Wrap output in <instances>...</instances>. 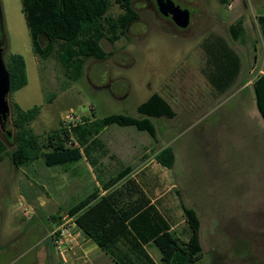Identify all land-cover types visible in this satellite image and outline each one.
Wrapping results in <instances>:
<instances>
[{
    "label": "rangeland",
    "instance_id": "1",
    "mask_svg": "<svg viewBox=\"0 0 264 264\" xmlns=\"http://www.w3.org/2000/svg\"><path fill=\"white\" fill-rule=\"evenodd\" d=\"M172 2L189 11L186 30L176 31L165 23L153 0H133L139 20L114 44L102 42L104 51L112 54L108 60L87 61L73 80L53 57L34 55L20 0H0L4 62L12 54L22 56L27 75V85L8 95L10 113L0 137L13 136L10 104L24 111L40 108L30 128L43 141L67 128L69 114L77 122L112 114L136 117L137 107L157 93L175 117L152 120L154 140L133 127L109 126L100 138L108 152L101 163L110 168L118 161L131 166L155 163V155L171 146L175 162L166 174L201 223V259L194 264H264V125L253 86L241 94L232 89L216 98L204 82L200 59L201 43L211 36L243 51L240 43L230 39L228 28L238 19L247 22L264 16V0H228L230 10L221 0ZM119 13L109 0L105 20ZM250 34L244 42L247 54L257 56L256 63L250 60L257 71L264 43L259 35ZM219 103L225 105L221 111L230 113L223 133L220 126L218 132L211 129L212 119L221 112L214 110ZM87 184L82 168L72 176L39 160L15 169L4 155L0 160V264H57L48 239L59 225L49 218L60 215L61 223L69 195L83 194Z\"/></svg>",
    "mask_w": 264,
    "mask_h": 264
},
{
    "label": "trees",
    "instance_id": "2",
    "mask_svg": "<svg viewBox=\"0 0 264 264\" xmlns=\"http://www.w3.org/2000/svg\"><path fill=\"white\" fill-rule=\"evenodd\" d=\"M221 1L228 3V0ZM113 2L120 13L115 19L105 20V14L109 10V0H20L21 13L34 55L43 59L53 57L73 80L80 75L87 61L108 60L112 54L104 51L102 42L114 44L125 37L128 28L139 20V12L134 7L133 0H113ZM241 20L238 19L230 25L228 33L232 41L243 44L245 35ZM256 23L264 43V16L256 17ZM201 48L207 57V63L210 64L214 50L225 49L227 45L221 38L211 36L201 43ZM5 66L10 79V93L27 85L25 61L22 56L16 54L8 56ZM202 72L212 83V75L208 72V68L202 69ZM253 94L256 109L264 125V72L255 78ZM10 105L13 136L9 139L6 133L3 138L0 137V160L4 155H8L15 169L39 160L45 167L66 169L69 165L79 162L82 157L90 158L97 152L105 154V145L98 136L109 126L133 127L155 138L152 119L175 117L164 98L153 93L137 107L136 117L112 114L101 119L82 118L74 126L61 127L60 131L49 134L41 141L30 128L40 108L34 106L24 111L16 104ZM154 159L160 166L171 170L175 159L173 148L164 147ZM93 163L96 164L94 161ZM126 173L122 172L113 182L124 177ZM85 203L81 204V208ZM111 206L107 199H102L96 205L97 209L106 208L105 213L108 217L102 221L99 219L94 223L86 222L89 213L75 220L76 225L103 251H106L105 245L110 239L126 230L127 221L141 207L136 203L113 211ZM180 207L188 226L189 238L186 242H181L168 232L158 235L154 243L161 255V264H194L201 259L198 215L194 209L186 207L182 202ZM78 211L71 210L66 216L72 218ZM49 220L59 225L61 216H50ZM48 240L52 244V239ZM47 253L48 257L51 256L48 248Z\"/></svg>",
    "mask_w": 264,
    "mask_h": 264
},
{
    "label": "crops",
    "instance_id": "3",
    "mask_svg": "<svg viewBox=\"0 0 264 264\" xmlns=\"http://www.w3.org/2000/svg\"><path fill=\"white\" fill-rule=\"evenodd\" d=\"M252 20L249 19L247 22L241 20L247 40L250 33L257 34L261 38L256 18ZM243 44H241L243 51H237L231 43H226L225 49L214 50L210 64L207 63L204 53L200 57L201 64L204 65L203 70L208 68L213 81L210 83L202 72L204 82L211 87L218 99L232 89L239 94L247 91L248 87L253 86L255 78L264 72V55L256 71V65H253L250 60L256 63L257 56L256 54L254 57L248 55L246 43ZM224 107L225 105L219 103L214 110L221 111ZM170 108L173 111L171 106ZM227 112H218L217 117L212 119L211 129L218 132L219 126L221 131L225 128L224 120L230 114ZM103 131L99 134V139ZM155 138L151 137L152 140ZM100 141L104 144L101 139ZM107 154L106 149L105 154L97 152L90 158L82 157L79 162L63 169L69 171L72 176H78V171L82 168L85 178H88V184L84 187L83 194L69 195L67 208L62 211L66 214L74 209L79 210L71 218L73 220L72 240L65 244L62 254L55 251L57 264H161V255L154 243L158 235L168 232L181 242H186L189 238L188 226L180 207V203L185 205V202L177 190V184L166 174L170 170L157 164L154 158L156 164L150 162L131 166L126 161H118L117 164L115 163L116 166L110 168L101 163V159ZM122 172L127 173L113 182ZM102 199L108 200L113 211L130 204L141 205L140 209L127 221L126 230L106 243V251H103L75 223V220L85 213L90 214L88 218L86 217V222L94 223L99 219L101 221L106 219L108 217L105 213L106 208H96ZM84 202L86 203L81 208ZM199 239L201 245L200 230Z\"/></svg>",
    "mask_w": 264,
    "mask_h": 264
},
{
    "label": "water",
    "instance_id": "4",
    "mask_svg": "<svg viewBox=\"0 0 264 264\" xmlns=\"http://www.w3.org/2000/svg\"><path fill=\"white\" fill-rule=\"evenodd\" d=\"M158 14L170 18L173 26L178 30H186L190 23V13L187 9L176 6L172 0H153ZM1 21V14H0ZM3 49L0 48V124L4 125L9 116L8 95L10 93V79L4 62Z\"/></svg>",
    "mask_w": 264,
    "mask_h": 264
},
{
    "label": "built area",
    "instance_id": "5",
    "mask_svg": "<svg viewBox=\"0 0 264 264\" xmlns=\"http://www.w3.org/2000/svg\"><path fill=\"white\" fill-rule=\"evenodd\" d=\"M232 8V4H227V9L230 10ZM67 128L69 126H74L76 123L80 121H76L75 118H73L72 114H69ZM26 214V212H24ZM73 226V220L69 217L62 218V222L59 224L58 227L55 228V230L51 234L52 239V245L55 249V251L59 254H62L64 252V246L66 243L70 242L73 238V234L71 232V228Z\"/></svg>",
    "mask_w": 264,
    "mask_h": 264
},
{
    "label": "flooded vegetation",
    "instance_id": "6",
    "mask_svg": "<svg viewBox=\"0 0 264 264\" xmlns=\"http://www.w3.org/2000/svg\"><path fill=\"white\" fill-rule=\"evenodd\" d=\"M158 13V12H157ZM163 20H164V22L165 23H170L172 26H173V24L171 23V21H170V18L168 17V18H164V17H161ZM190 20H191V17H190ZM173 28L176 30V31H181V30H178V29H176L174 26H173ZM5 41H4V37H3V33H2V28H1V23H0V48L1 49H3V52H5V50H6V48H5ZM1 125V124H0ZM4 125H2L0 128H1V130H3V127ZM4 132V131H3ZM4 135H6V133H4ZM49 259H51V256L49 255Z\"/></svg>",
    "mask_w": 264,
    "mask_h": 264
}]
</instances>
